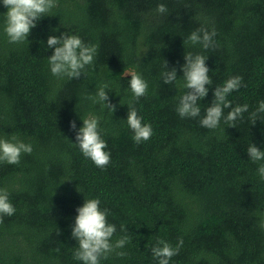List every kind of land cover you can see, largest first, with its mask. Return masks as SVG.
<instances>
[{
  "label": "trees",
  "instance_id": "16d2710c",
  "mask_svg": "<svg viewBox=\"0 0 264 264\" xmlns=\"http://www.w3.org/2000/svg\"><path fill=\"white\" fill-rule=\"evenodd\" d=\"M160 3L168 14L156 11ZM6 12L0 0V138L15 134L33 151L19 164L0 162V188L16 208L0 223V264H83L73 258L71 227L84 198L110 210L113 243L129 237L101 264H157L150 251L157 241L175 246L181 237L170 264H264V179L257 172L264 161L252 162L246 151L251 143L264 149V122L249 119L264 100V0H57L21 44L8 42ZM201 26L216 30L215 47L186 42ZM66 31L97 46L80 79L50 71L47 38ZM185 52L208 57L213 81L196 118L176 111ZM165 60L177 69L174 86L161 79ZM124 69L148 82L139 100ZM235 75L245 86L228 98L249 112L236 127L223 119L215 130L202 127L215 86ZM105 81L113 113L86 99ZM129 103L153 129L140 144L126 121ZM89 114L101 118L111 154L103 169L83 156L70 128Z\"/></svg>",
  "mask_w": 264,
  "mask_h": 264
},
{
  "label": "clouds",
  "instance_id": "9594fccd",
  "mask_svg": "<svg viewBox=\"0 0 264 264\" xmlns=\"http://www.w3.org/2000/svg\"><path fill=\"white\" fill-rule=\"evenodd\" d=\"M3 6L7 8L4 14L3 31L9 43L21 44L28 40L31 30L37 26L42 17L51 15L52 10L57 7V0H2ZM156 11L160 14H168L165 4L157 5ZM216 30L209 31L206 27H199L191 32L186 42L192 45H202L204 49L215 47L214 37ZM185 43V41H183ZM47 47L54 49L48 56V63L51 74L58 78L68 80L80 79L81 74H86V66L92 65L97 54V46L86 44L76 34H69L68 31L60 35H50L47 38ZM208 57L202 54L186 53L183 71V92L178 97L176 111L181 118H196L201 116L199 101L203 100L213 85L209 76V67L206 64ZM164 71L161 73L163 84L175 85L177 82L176 67L169 68L165 60ZM126 77L130 75V89L135 100L146 95L148 82L141 73L135 69L123 71ZM160 79V80H161ZM160 86V85H159ZM158 86V87H159ZM243 84V77L231 76L222 85L215 86L213 99L205 109V114L200 119L202 127L215 130L220 126L223 119L225 126L236 127V121L243 119V114L249 112V105L237 104L233 106L228 98L233 91L240 90ZM112 91L109 82L101 83L95 95H88L86 99L93 103L105 105L112 113L116 105L112 104L108 92ZM127 124L133 132V141L140 144L147 141L153 134L150 123H144L143 118L138 115L137 109L132 103L128 104ZM227 109V114H225ZM264 122V100L258 102V106L249 112L251 125H255L257 119ZM100 117L89 114L82 119L83 124L77 130L76 121H70V128L75 131L76 144L83 156L90 159L97 167L103 169L108 166L111 159L110 151H107V141L102 137V129L99 127ZM33 151L30 143L20 140L15 134L9 138H0V162L8 164H19L22 154H31ZM249 159L256 163L264 161V149L251 143L246 148ZM257 172L261 179H264V163H260ZM81 192V191H80ZM99 198H84V203L76 209L74 225L71 227V236L77 240L78 247L73 253V258L82 261L83 264H101V259H107L108 255L116 249H121L129 241L128 236H122L114 243L112 237L116 232V225L110 223L108 216L110 210L100 207ZM16 212L15 206L9 199V192L6 188H0V223H3L5 216H12ZM264 229V221L260 223ZM123 230V226H121ZM59 235V232L57 233ZM183 238H178L173 246L163 239L157 241L150 251L157 264H170L173 256L178 255L183 246ZM119 256L126 253L117 252Z\"/></svg>",
  "mask_w": 264,
  "mask_h": 264
}]
</instances>
